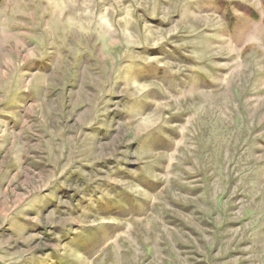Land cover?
Masks as SVG:
<instances>
[{"label": "rangeland", "instance_id": "1", "mask_svg": "<svg viewBox=\"0 0 264 264\" xmlns=\"http://www.w3.org/2000/svg\"><path fill=\"white\" fill-rule=\"evenodd\" d=\"M0 264H264V0H0Z\"/></svg>", "mask_w": 264, "mask_h": 264}]
</instances>
